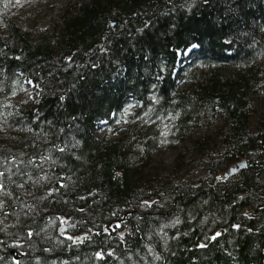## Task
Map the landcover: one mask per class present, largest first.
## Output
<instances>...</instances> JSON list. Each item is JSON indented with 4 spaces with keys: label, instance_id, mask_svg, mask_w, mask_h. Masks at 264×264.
Returning <instances> with one entry per match:
<instances>
[{
    "label": "trees",
    "instance_id": "obj_1",
    "mask_svg": "<svg viewBox=\"0 0 264 264\" xmlns=\"http://www.w3.org/2000/svg\"><path fill=\"white\" fill-rule=\"evenodd\" d=\"M0 126V264H264V0H89L36 42L0 16ZM165 142L204 175L159 182L190 167Z\"/></svg>",
    "mask_w": 264,
    "mask_h": 264
},
{
    "label": "rangeland",
    "instance_id": "obj_2",
    "mask_svg": "<svg viewBox=\"0 0 264 264\" xmlns=\"http://www.w3.org/2000/svg\"><path fill=\"white\" fill-rule=\"evenodd\" d=\"M89 0H0V16L12 20L19 28L22 29L31 41H37L43 35L49 34L52 29L58 27L62 22V17L66 12H73V8L77 5L87 3ZM196 47L192 46L185 51L179 53L181 60L189 62L190 55L195 52ZM178 89H182L185 84L180 79H176ZM35 85L32 82L21 83L13 93L3 100L4 114L1 116L6 119L13 110L27 107L30 104H35L38 101V94L34 90ZM133 105L125 108L123 114L113 116V123L111 125L102 122L94 133L98 139L118 140L125 136L126 127L128 125L127 118L130 116ZM138 119V123L140 122ZM155 126L161 124L163 136H166V131L169 130L170 120L155 123ZM144 125V124H143ZM13 132V131H12ZM7 127L0 126V148L15 150L14 136ZM18 134V133H15ZM19 135V134H18ZM24 136L26 134H23ZM27 136V135H26ZM3 143V144H1ZM186 155V162L190 164L188 169H183L179 172H171L170 174L160 173L158 171L159 182H170L173 184L186 185L197 181L203 176V166L198 165L199 161L195 154L189 150V145L186 143H162L155 151L153 156V167L161 168V166H168L174 163V160L179 154ZM66 222L58 224V227L66 226ZM52 228V226H50ZM7 230V228H5ZM9 234L11 233L7 230ZM18 260V258H17ZM16 261V260H14Z\"/></svg>",
    "mask_w": 264,
    "mask_h": 264
},
{
    "label": "water",
    "instance_id": "obj_3",
    "mask_svg": "<svg viewBox=\"0 0 264 264\" xmlns=\"http://www.w3.org/2000/svg\"><path fill=\"white\" fill-rule=\"evenodd\" d=\"M241 165H243L244 166V164H241ZM234 170H230V173H232ZM12 254V256H14V260H16L17 261V256H16V254H15V252H12L11 253Z\"/></svg>",
    "mask_w": 264,
    "mask_h": 264
},
{
    "label": "snow or ice",
    "instance_id": "obj_4",
    "mask_svg": "<svg viewBox=\"0 0 264 264\" xmlns=\"http://www.w3.org/2000/svg\"><path fill=\"white\" fill-rule=\"evenodd\" d=\"M243 166V165H242ZM217 235H219V233H217ZM213 239H215V237H213ZM203 247V245H201Z\"/></svg>",
    "mask_w": 264,
    "mask_h": 264
}]
</instances>
